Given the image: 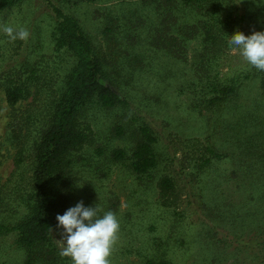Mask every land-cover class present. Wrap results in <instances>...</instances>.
Returning <instances> with one entry per match:
<instances>
[{
	"label": "rangeland",
	"instance_id": "374dc122",
	"mask_svg": "<svg viewBox=\"0 0 264 264\" xmlns=\"http://www.w3.org/2000/svg\"><path fill=\"white\" fill-rule=\"evenodd\" d=\"M178 1H169L168 5H173L171 21L189 23L184 21L193 20L195 15L191 17L188 8L177 7ZM218 1L234 12L250 14L264 4L262 0H241L239 4L238 0ZM158 6L150 0H23L16 7L0 11V29L4 25L14 29L23 26L29 31V38L13 42L0 30V66L29 58L51 73L52 83L59 84L73 62L69 53H56L53 48L54 9L59 8L77 18L99 48L108 80L123 99L114 107L86 106L83 115L96 138L93 146L109 151L127 148L130 153L142 125L154 131L158 165L150 174L137 177L127 164L120 162L110 165L101 178L87 176L80 168L81 178L70 207L83 201L85 207L99 205L116 214L120 232L111 264H258L249 248L241 251L237 246V241L245 242L241 235L252 226L249 220L242 222L239 217L229 216L230 201L224 192L231 186L232 180L226 175L233 165L224 160L197 171L189 162L191 157L197 159L189 140L198 138L203 145L212 144L222 151L224 116L242 114L248 126L253 117H264V94L257 88V81L248 78L242 80L234 108L225 115L215 107H196L203 91L198 90L200 86L193 89L191 84H199L200 40L186 42L181 49L183 59L152 47L143 27L160 25ZM166 6L162 4V9ZM139 20L141 26L134 29ZM219 62V66H214L219 76L231 77L250 70L231 46L224 50ZM26 104L27 101L19 104L18 115ZM11 113L0 92V188L4 195L0 223L4 224H12L21 216L23 190L19 187L26 189L31 175L27 163L17 169L13 162L16 148L8 128ZM118 127L122 128L121 135L117 134ZM163 174L175 182L171 197L174 203L169 206L161 203L156 186ZM253 207L243 205L237 213L246 209L250 213ZM232 208L236 210L235 201ZM24 257L13 232L0 234V263L21 264ZM55 257L58 260V250ZM63 258L72 264L70 258Z\"/></svg>",
	"mask_w": 264,
	"mask_h": 264
},
{
	"label": "trees",
	"instance_id": "16d2710c",
	"mask_svg": "<svg viewBox=\"0 0 264 264\" xmlns=\"http://www.w3.org/2000/svg\"><path fill=\"white\" fill-rule=\"evenodd\" d=\"M22 1L0 0V11L16 7ZM150 1L152 4L157 2L161 10L159 26L143 27L149 34L148 42L152 47L183 59L181 49L186 42L200 40L199 84H191L193 89L200 86L198 90L203 91L196 107H215L225 115L228 109L234 108L233 101L240 95L242 80L248 78L256 80L257 88L264 94V71L249 65L250 70L228 77L219 76L214 67L219 66V58L230 47L227 43L229 36L235 31L249 35L253 30H264V4L256 13L250 14L234 12L218 0H179L177 7L188 8L191 17H195L184 21L189 23L175 21L174 24L170 16L173 5H168L170 0ZM162 4L167 6L162 9ZM54 10L56 22L51 32L54 51L67 52L73 57L61 82L52 83L51 73L29 58L0 66V92L12 111L8 128L11 143L16 148L13 162L17 169L25 163L31 167L26 189L19 187L23 190L21 216L12 224L0 223V234L13 232L16 246L24 250L21 264H56L57 261L58 264H70L59 255L55 236L60 239L61 229H57L55 217L70 207L81 178L80 168L87 176L101 178L108 173L110 165L120 162L127 164L140 177L150 174L158 165L157 137L148 126L140 127V139L132 145L130 153L127 148L109 151L93 146L96 138L83 115L86 106L114 107L122 104L123 99L109 82L105 59L79 20L59 8ZM139 21L134 29L141 26ZM25 101L27 104L18 115L17 107ZM244 118L242 114L224 116L222 151L212 144L203 145L198 138L189 140L194 156H197V159L191 157L189 162L192 161V167L199 172L224 160L233 165L226 175L232 183L224 192L230 201L232 214L229 216L239 217L242 222L248 219L252 225L241 235L245 242L237 241V246L241 251L249 248L251 257L258 264H264V117H253L248 126ZM122 133V128L118 127L117 134ZM174 183L168 174L157 179L163 205L174 203L171 198ZM3 196L0 188V203ZM234 201L236 210L232 208ZM246 204L254 205L251 212L246 209L244 213H237ZM57 250L58 260L55 257ZM155 264L168 263L160 261Z\"/></svg>",
	"mask_w": 264,
	"mask_h": 264
},
{
	"label": "clouds",
	"instance_id": "9594fccd",
	"mask_svg": "<svg viewBox=\"0 0 264 264\" xmlns=\"http://www.w3.org/2000/svg\"><path fill=\"white\" fill-rule=\"evenodd\" d=\"M240 2L238 0L237 4ZM0 30L13 42L27 41L30 35L23 26L14 29L4 25ZM227 43L238 50L247 64L264 71V30H253L249 35L237 30ZM55 219L57 229L62 228L57 239L61 257L70 258L72 264H111L110 257L120 232V222L113 211H104L99 205L85 207L83 201H79L62 215L57 214Z\"/></svg>",
	"mask_w": 264,
	"mask_h": 264
}]
</instances>
